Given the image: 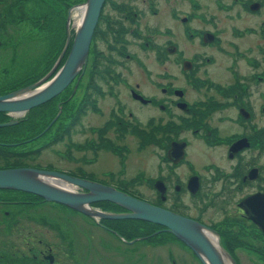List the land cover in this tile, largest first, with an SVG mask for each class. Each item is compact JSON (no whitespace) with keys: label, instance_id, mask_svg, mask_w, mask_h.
Instances as JSON below:
<instances>
[{"label":"flooded vegetation","instance_id":"af4514ba","mask_svg":"<svg viewBox=\"0 0 264 264\" xmlns=\"http://www.w3.org/2000/svg\"><path fill=\"white\" fill-rule=\"evenodd\" d=\"M184 1H187L188 6L182 4ZM201 1L104 0L91 37L83 71L76 75L60 94L34 108V111L39 112L46 108L43 116L51 114L46 127L49 126L47 131L53 129V133L32 153L37 156L42 149L48 147L47 145H53L66 139L69 144L64 145V150L66 146L68 157L58 150L54 153L56 156L57 154L64 156L63 161L67 163H71L70 160H72L78 161L79 164L73 165L70 169L59 168L53 160L43 164L39 162L24 164L40 169L65 172L99 183L103 182L102 184L113 186L124 192L125 190H138L135 185L141 181L140 179L118 178L119 173L122 172L121 169H124L121 156L129 150L120 139L137 137L145 144L148 143L147 141L154 140L152 128L160 127L164 134H168L167 138L161 141L164 143L161 161L167 174L160 173L155 177L143 174L146 178L144 181H150L149 184L154 193L152 198L160 195L157 190L159 180L163 183L165 192L163 198L159 196V199H162L159 200L158 206L168 210L171 208V211L216 231L221 239L228 241L225 248L230 255L233 254V258L235 253H233L232 246L235 242L245 251L264 255V199H255L256 196L261 197V194H264V90L261 89L264 85V0H210L218 12L224 13L223 18L243 21L241 26L233 25L232 27H240V29L235 28V33L246 38L244 47L237 41L231 43L228 56L230 62L225 67L228 81L223 84L215 83L208 88V83H213V77L210 74L200 73L199 75L198 73L204 66L215 63L214 56L204 55L200 51H195L190 56L185 55L184 49H181L174 40L177 36L173 30L175 27L178 28L186 36L187 41L190 44H196L198 48H211L220 43V27L192 26V23H195L203 13ZM161 10L167 11L168 19L172 21L171 25L158 27L156 23L149 24L148 21L142 23L144 16H158ZM212 15L208 17L210 26L218 20H223L217 16V13ZM230 30L232 31L231 28ZM73 34L72 27L71 40ZM251 36L254 37L251 38ZM135 49L153 52V61L162 66H160L162 71L155 73L158 74L157 76H152L151 70L143 66L145 56L141 58ZM254 49L256 54L250 55L248 52ZM67 53L65 52L62 57L63 61ZM246 56L248 60L241 61ZM133 62L142 67V72L135 73L131 70L130 64ZM176 69H178L177 72H175ZM148 73L152 77L148 76ZM42 76L39 75V78ZM206 88L210 89V92ZM254 90L260 102L257 110L255 109L256 99L250 95V92ZM139 111H157L163 116L151 114L143 119L138 114ZM214 113L218 114L215 120L212 119ZM5 115L8 120L9 115ZM91 117L97 118L98 123H91ZM43 121L41 117L38 120L41 125ZM219 124H224V127H219ZM8 127L11 126L0 127V132L3 131L2 128ZM56 127L62 128L59 133ZM185 127L190 128V131L185 130ZM75 128H79V132L82 133L84 137L82 142L73 143L70 133L75 131ZM63 131V135H59ZM188 132L193 138L199 139L208 150L215 151L217 147H224L225 153H221L218 159L214 158L212 162L203 163L197 167L191 154L190 139L192 138L185 135ZM0 144L7 145L8 143L0 141ZM179 145L183 146L182 156H180L181 147ZM73 149L81 151L82 158L72 156L70 153ZM27 152L24 151L21 154ZM59 158L61 157H57L58 160ZM259 159L263 161L260 162ZM235 160V164L232 165ZM220 161L229 162L230 169L221 168L218 165ZM181 169H187L184 179L179 175ZM207 174L209 178L206 177ZM192 178L198 181V188L194 193L188 187ZM206 178L210 182L222 180L225 188L223 192H219L221 197L213 196L208 202L204 200V203H198L195 197L199 195V192L209 198L207 194L210 191L205 189ZM194 183L196 184L194 181L190 183L192 188H194ZM209 190L214 191L215 189ZM21 192L14 193L24 194ZM184 194L190 199L189 203L184 202ZM4 201L19 203L18 205L22 207L45 208L48 206L61 213L83 214L85 219H90L89 215L42 198L38 200L19 198ZM4 201L2 200V203ZM101 202L102 210L112 208L114 211H106H125L113 205L112 202L111 204L107 201V204L104 201ZM103 202L106 205L103 206ZM148 202L154 204V202ZM93 204L91 203L95 206ZM213 206L221 211L225 210L224 216L218 221L213 218V221H209L200 214L192 215L189 212L192 207L196 210L195 212L202 213ZM6 211V218H2L1 222L6 224V227L15 222L24 224L20 227L27 230L23 233L27 241L22 244L23 247L17 248L21 249L19 254L11 249L13 245H10L8 249V251H13V254L0 252L2 263L56 264L59 261L58 258L62 256L56 248L51 247V239L43 238L38 232L35 233V237H32L31 234L35 228L32 225L26 226L35 218L31 215L9 216V211ZM39 219L46 230H52L50 234L64 238L65 234L61 232L59 225L55 222V224L48 222L44 216H39ZM94 220V226L98 225L122 243L132 244L140 241L136 237L130 238L131 233L126 230L131 227L133 231L132 226H135V223L131 221L109 220V218ZM114 227L123 231L124 235L122 233L120 235ZM159 227L160 225L156 227L155 232L159 231L158 233L164 234H159L162 235V239H171L172 243L175 241L174 246L181 251L185 259V251L196 257L194 251L184 245L185 243L178 238L173 239L171 237V235L175 237L173 234ZM85 231L83 234L88 238L89 233ZM164 231L170 238L164 237ZM10 234L14 233L10 232ZM132 240L135 241L129 242ZM87 241L93 243L89 238ZM102 243L105 247L111 246L107 240H103ZM160 243L156 247L161 246ZM25 245L27 249L23 250ZM87 246L88 243L85 241L84 248L87 249ZM114 248L118 251L116 247ZM68 255L70 258L73 256L72 253ZM176 258L175 253L171 251L167 256V261L177 264ZM234 259L237 262L236 256ZM76 261L77 259L72 264ZM155 261L157 262L158 259ZM93 264L97 262L93 261ZM116 264H120V256Z\"/></svg>","mask_w":264,"mask_h":264},{"label":"rangeland","instance_id":"374dc122","mask_svg":"<svg viewBox=\"0 0 264 264\" xmlns=\"http://www.w3.org/2000/svg\"><path fill=\"white\" fill-rule=\"evenodd\" d=\"M66 1H68L67 5L64 3ZM85 1L86 0H0V91L5 92L4 87L9 86L10 84H16L18 88H20L30 83H33L38 80L39 75H45L51 69L52 65L54 64L55 60L57 59L65 45L67 34L66 20L68 10L71 7L73 8L77 4L84 3ZM201 2L203 13H201V16L198 17L195 23H192V26L206 28L220 27V43L217 44L215 47L211 48H198L196 44H190L187 41L186 36L183 35L178 28L173 27V30L174 32H176L177 36V38L174 40L181 49H184L185 55L190 56L195 51H200L204 55L212 54L214 56L215 63L204 66L198 73L199 75L200 73L204 75L210 74L211 77H213V83H208V88L212 87V85H214L215 83L223 84L228 81L226 77L228 73L225 72V67H227L226 65L230 62V58L228 56L229 50L231 48V43L232 41H237L244 47V40L246 37H240L239 34L235 33V28L240 29V27H232L233 25L241 26L240 24H243V21H231L227 18L225 19L223 18L224 13L218 12L212 1L202 0ZM182 4L188 6L187 1H184V3ZM55 9L56 11L53 12ZM77 9L79 8L72 9V19L71 23H69V27H76L77 25L80 15ZM3 13H5L6 15ZM11 13H14L15 18L18 14L23 16L27 15V17L23 19L20 18L21 21L19 22V19L17 20V18L15 19L16 21L13 23H8L6 19L5 22L4 17L6 18L7 14ZM213 13H217V16L223 20H218L214 22V25L212 24L210 26V24L208 23L210 22V20H208V17L211 16ZM63 16L64 21L62 22ZM212 16L215 17L216 15ZM76 19L78 20L76 21ZM147 21L149 24L156 23L158 27H165L166 25H171L172 23V21L168 19L167 11L165 10H161L158 16H144L142 23ZM230 28L232 29V31L230 30ZM62 35H64V38L62 37ZM253 37L254 36H251V38ZM69 46L70 45H68L65 52H68ZM135 50L138 55H141V58L142 56H145V58L143 59V66L145 68L148 67V69L151 70L152 76H157L158 74L155 73L162 71V66L156 64L153 61V52L145 50L141 51L138 49ZM250 52H248L250 55L256 54L255 49ZM247 60L248 57L246 56L241 61ZM62 62L63 59L59 62L57 68L61 66ZM130 67L131 70L135 73L142 72V67L136 62L131 63ZM177 71L178 69H176L175 72ZM148 76L152 77L150 74ZM138 77L139 74L137 75V78ZM20 81L22 82L19 83ZM27 82L30 83L24 85V83ZM215 87L217 86L215 85ZM262 87H264V85ZM262 87L261 89L264 90V88ZM207 91L210 92V89H207ZM256 94V90L250 92V95L254 96V98L256 99L255 109L257 110L258 103L260 104V102L259 99L257 100ZM29 111L26 112L23 116L16 117L18 119V122L16 124L10 125L11 127L2 129L3 131L0 132V141L8 143L9 139H11L12 142L10 143L17 142L13 144L14 146H2L4 147V149H7L5 150L6 152L11 151L12 156L10 157V160H12V162L18 161L25 164L37 162L43 164L53 160L56 162V166H59V168L61 169H70V167H72L73 165L77 166V164H79L78 161L70 160L71 163L63 161L65 158L64 156L68 154L66 153V146L64 150V145H66V143L69 144L66 139L56 144L54 143L53 145H47L48 147L46 146V149H42V152H40L37 156L32 153L36 147H38L39 145H43V143H45L50 138L53 133V129L47 131L49 126L46 127V125L51 119V114L49 116H43L45 115L44 112H46V108L41 110L40 112L37 110H33V112L30 113L28 119L26 120ZM156 112L139 111L138 114H140L143 119H145L146 116H149L151 114L163 116V114ZM216 116H218V114L214 113L212 115V119L215 120ZM10 117L11 116H9L8 119H10ZM40 117L42 118V120H44L42 125L38 122ZM90 122L93 124L98 123V119L95 117H91ZM218 126L223 128L224 124H219ZM61 129V127H56L57 133H59ZM184 129L189 130L190 128L185 127ZM152 132H154V136L152 137L154 140H146L148 143L145 144L143 143V140L141 141L137 137L120 139L121 143H124L129 148V150L125 151V153H123V155L121 156V164H124V169H121L122 172L119 173L120 176L118 178L140 179L141 181L138 182L135 187L140 190L141 193L146 197H153L154 193L152 191V187L149 184L150 181H144V179H146L145 176L155 177L160 173H164L165 175L167 174L165 172V169L163 168L161 161V155L163 154L164 149V143H162L161 141L167 138L168 134H164L161 131L160 127L152 128ZM61 133L62 134L59 135H63L64 131ZM42 134L45 136H43ZM70 134L73 143L82 142L84 139L82 133L79 132V128H75V131L71 132ZM185 135H189V137L192 138L190 139L192 143L191 154L194 163L197 167H200L203 163L212 162L214 158L218 159L221 153H225L224 147H217V150L215 151L208 150L199 139H195L190 136L189 132ZM55 150H58L60 153H63L64 156L60 154H57L58 156H56V154L54 153ZM24 151L28 152L26 154H21ZM70 154L75 158L79 159L83 156V153L81 151H76L75 149H73V152H71ZM57 157L61 158H59L58 160ZM259 161L262 162L263 160L259 159ZM220 162H218V165H220L221 168L225 170L230 169L229 162ZM235 162L236 160L232 162V165H234ZM186 170L187 169L179 170V175L180 177H182V179L186 177ZM208 175L209 174H207L206 177L209 178ZM208 178H206L205 180V189L210 191L207 194L209 198L204 197L203 194L199 192V195L195 197V200H198V203H204V200L208 202L212 199L213 196L219 198L221 197V194L219 192L224 191L225 185H223L224 183L222 180H213L210 182ZM209 189L215 190L211 191ZM75 190L79 191V189L77 188H75ZM19 198H21L20 195L14 192L0 191V252L12 253L13 251H15L17 254H19V251H21V249L18 250L17 248L23 247L22 244L27 241L25 235L23 234L27 230L21 229L20 227L24 226V224H22L21 222H15L13 225L9 224V227H6L7 225L1 222L2 218H6L5 211L8 210L9 216L13 215L16 217H24L26 215H31L35 218V220H33L32 222L27 223L26 226L32 225L36 229H33V232L31 234L32 237H35V233L38 232L42 235L43 238L45 237L46 239H51V247L56 248L62 256L58 258L59 261L56 264H72L76 259L77 261L75 264H93V261L97 262V264H116L119 259V256L120 264H171L167 261V256L168 254H170L171 251L175 253L177 257V264H202V262H200V260L198 259L197 255L195 257L193 254L187 251H185L184 253V255L186 256L185 259L181 251L173 245L175 241L174 243H171V241L168 239H162V236L159 234H157V236H154L158 232H154L152 230L149 232L148 230L151 229L150 226H147L148 229L145 226L146 223H149L147 221L145 223L144 220H139L140 222H137L138 225L132 226L133 231L131 227L126 228V230L131 233L132 238L145 237L149 235V233H151L149 237H153L152 241L150 240V238H146L140 241H136L137 243L135 242V244L122 243L120 240H116L115 238H113L106 230L99 228L98 225L94 226L93 222L95 220L92 218L87 220L84 218L83 214H76L78 215L76 216L70 215L68 213L58 212V210L51 209L48 206H46L45 208H33L25 206L22 207L18 205L19 203H6L8 201H4ZM183 199L184 202H190V199L185 194L183 195ZM2 200L4 201V203H2ZM93 207L98 210H101L103 208L99 205L98 207ZM106 210L114 211L112 208H107L102 211ZM207 210L206 212L199 213L195 212L196 210L192 207V209L190 208L189 212L192 215L200 214L204 219L209 221H213V219L218 221L225 214V210L221 211L218 208L216 209L215 206ZM39 216H44L46 217L48 222H55L57 225H59L61 232H64L65 234L64 238H58L57 236L50 234L49 232H51L52 230H46L41 225L42 222L39 219ZM141 224L147 229V234L146 229ZM117 227L114 228L118 231V233L120 235H124V232L121 230L119 231ZM142 228H144L145 231ZM139 229L144 231L145 234L143 235V233H141L140 235L139 231L141 230ZM84 231L85 233H89L88 238L93 243H89L87 241L88 238L84 236ZM10 232H13L14 234L11 235ZM6 233H8V235ZM155 237L157 239H160L159 242H161V246L156 247L159 242H155L157 240L155 239ZM147 239L150 240V242ZM103 240H107L108 244L110 242L111 246L107 245L105 247L102 243ZM85 241L88 243L87 249L84 248ZM218 242H221L224 248L228 244V241L221 239V237L220 239H218ZM148 243L150 245H147ZM10 245H13V247L11 248L13 251H8ZM114 247H116L118 251ZM26 249L27 247L25 245L23 250ZM232 249L233 253H235L234 257L236 256L237 258V264H264V255L255 254L251 251H245V249L240 247L236 242L233 244ZM70 253L73 254L71 258L68 255ZM157 259L158 261L156 262L155 260ZM0 264L12 263H2V261L0 260Z\"/></svg>","mask_w":264,"mask_h":264},{"label":"water","instance_id":"95a60500","mask_svg":"<svg viewBox=\"0 0 264 264\" xmlns=\"http://www.w3.org/2000/svg\"><path fill=\"white\" fill-rule=\"evenodd\" d=\"M103 2L104 0H86L84 3L73 7L79 8V11L81 9L82 12H79V20L77 19L78 22L72 40L69 23L73 8L71 7L68 10L65 45L51 69L35 82L0 95V113L11 116L8 121L0 123V127L16 124L18 122L16 117L23 116L30 109L60 94L74 77L83 71L91 37L98 22ZM68 45L70 46L65 60L57 68ZM179 146L181 147L180 156H182L183 146ZM60 181H65L70 188L59 186ZM191 181L196 182L194 188L190 186ZM188 187L193 193L196 192L198 188L196 178L189 181ZM0 189L34 194L43 200L53 201L89 215L96 221L100 218L148 221L163 226L166 231L180 239L192 250L194 249L202 264H237L221 242H218L219 235L216 231L193 219L151 204L110 185L61 171L19 166L0 168ZM157 189L163 198L164 186L162 182L159 181ZM255 199H264V194H261V197L256 196ZM99 201L112 202L125 211H100L91 205V203ZM204 257L207 259L206 261Z\"/></svg>","mask_w":264,"mask_h":264},{"label":"trees","instance_id":"16d2710c","mask_svg":"<svg viewBox=\"0 0 264 264\" xmlns=\"http://www.w3.org/2000/svg\"><path fill=\"white\" fill-rule=\"evenodd\" d=\"M14 3V2H13ZM66 5L68 4V1H66V2H64ZM11 5V4H10ZM56 11V9L53 11V12H55ZM3 14H5V13H3ZM6 15V14H5ZM27 17V15H25V16H23V15H20V14H18L17 15V20H18V22L19 21H21L20 20V18L21 19H23V18H26ZM15 18V15H14V13H11V14H7V16H6V18L4 17V21H5V19H6V21L8 22V23H13V22H15L16 19ZM5 21V22H6ZM47 21V20H46ZM64 21V16L62 17V22ZM45 22V21H44ZM44 25H45V23H44ZM62 37L64 38V35H62ZM25 79V78H24ZM23 81V80H22ZM22 81H20L19 83H21ZM32 81H34V80H32ZM32 81H30V82H32ZM30 82H27V83H24V85L25 84H28V83H30ZM5 88V92H8V91H11V90H14V89H17L18 88V86L16 85V84H10L9 86H6V87H4ZM5 92H2V91H0V94H2V93H5ZM33 110H34V108H32L30 111H29V114H28V116L26 117V120L28 119V117H29V115H30V113H32L33 112ZM4 114V115H3ZM7 118H6V115H5V113H2V114H0V121H2V120H6ZM2 129H4V128H2ZM10 142H12L11 141V139H9V141H8V144L7 145H1L0 144V148H2V149H0V168H7V167H19V166H25V164L24 163H22V162H18V161H13L12 162V160H10V156L12 155L11 154V151L10 152H6L5 150H7V149H4V147L6 146H14V145H9V144H11ZM2 146H4V147H2ZM0 191H6V192H17L18 193V191H13V190H0ZM21 192V191H20ZM125 192H126V190H125ZM21 193H24V194H21L20 195V197H21V199H31V200H38V199H40V197L39 198H37L38 196H34L33 194H30V193H26V192H21ZM126 193H128V194H131L132 196L134 195L135 197H138V198H141V199H145V200H148V201H151V202H154L155 204H159V196L158 197H155V198H150V197H146V196H144L140 191H138V190H134V191H127ZM143 197V198H142ZM145 197V198H144ZM159 199V200H158ZM122 221H131V220H122ZM133 221V223H137V222H140L139 220L137 221L136 220V222H135V220H132ZM146 223V222H145ZM148 224V226L150 225V227H151V229H152V231L154 230L155 231V228H156V226L157 225H154V224H151V223H147ZM137 225V224H136ZM135 225V226H136ZM152 225V226H151ZM154 226V227H153ZM130 238H132L131 236H130ZM137 239H142L143 237H136ZM146 238H148V237H145V238H143V239H146ZM150 238H152V237H150Z\"/></svg>","mask_w":264,"mask_h":264},{"label":"bare ground","instance_id":"6f19581e","mask_svg":"<svg viewBox=\"0 0 264 264\" xmlns=\"http://www.w3.org/2000/svg\"><path fill=\"white\" fill-rule=\"evenodd\" d=\"M78 11H79V9H78ZM79 12H82V10L80 9ZM76 21H77V19H76ZM79 175H80V174H79ZM75 176H76V175H75ZM82 176H83V175H82ZM103 176H104V175H103ZM77 177H79V176H77ZM84 177H85V176H84ZM86 178H87V177H86ZM106 178H107V177H106ZM109 180H111V179H109ZM156 180H157V179H156ZM98 181H99V180H98ZM111 181H112V180H111ZM115 181H116V180H115ZM120 181H121V180H120ZM159 181H160V180H159ZM151 182H152V181H151ZM98 183H99V182H98ZM102 183H103V182H102ZM154 183H155V181H154ZM127 184H128V183H127ZM152 184H153V183H152ZM67 185L69 186V184H67L65 181H60V185H59V186H61V187H63V188H70V187H68ZM114 185H115V184H114ZM155 185H156V184H155ZM122 186H123V185H122ZM125 186H126V185H125ZM127 188H128V187H127ZM122 189H123V188H122ZM119 190H120V189H119ZM157 190H158V189H157ZM139 191H140V190H139ZM126 192H127V191H126ZM140 192H141V191H140ZM164 192H165V191H164ZM130 195H131V194H130ZM34 196H37V195H34ZM133 196H134V195H133ZM144 196H145V195H144ZM159 196H160V195H159ZM165 196H166V195H165ZM37 198H39V197H37ZM142 198H143V197H142ZM144 198H145V197H144ZM40 199H41V198H40ZM161 199H162V198H161ZM161 199H160V200H161ZM158 200H159V199H158ZM100 202H101V201H100ZM100 202H99V205L101 206V203H102V202H101V203H100ZM104 202L106 203V201H104ZM104 202H103V204H102L103 206L107 204V203L105 204ZM107 202H109V201H107ZM109 203H110V202H109ZM170 203H171V201L169 202V205H170ZM92 204H93V203H92ZM97 204H98V203L96 202V203H94L93 205L96 206ZM110 204H111V203H110ZM154 204H155V203H154ZM113 205H115V204L113 203ZM157 205H158V204H157ZM161 205H162V204H161ZM166 205H167V203H166ZM97 206H98V205H97ZM117 206H118V205H117ZM117 206H116V207H117ZM173 206H174V205H173ZM66 207H67V206H66ZM73 210H74V209H73ZM122 210H123V209H122ZM122 210H121V211H122ZM170 210H171V208H170ZM75 211H76V210H75ZM100 211H102V209H101ZM185 215H186V214H185ZM87 216H88V215H87ZM90 218H91V217H90ZM102 219H103V218H102ZM109 220H110V219H109ZM113 220H114V219H113ZM117 220H118V219H117ZM121 220H123V219H121ZM121 220H120V221H121ZM124 220H125V219H124ZM127 220H128V219H127ZM137 221H138V220H137ZM131 222H133L132 219H131ZM135 222H136V219H135ZM144 222H146V221H144ZM147 222H148V221H147ZM141 223H142V222H141ZM136 224H137V223H136ZM136 224H135V225H136ZM137 225H138V224H137ZM141 225H142V224H141ZM139 226H140V225H139ZM142 226H143V225H142ZM145 226H146V227L148 226L147 223H146ZM149 226H150V225H149ZM151 226H152V225H151ZM158 226H159V225H158ZM158 226H156V227H158ZM143 227H144V226H143ZM153 227H154V226H153ZM160 227H163V226H160ZM160 227H159V228H160ZM134 228H135V227H134ZM144 228H145V227H144ZM144 228H142V229H144ZM150 228H151V227H150ZM163 228H164V227H163ZM145 229H146V228H145ZM145 229H144V231H145ZM147 229H148V227H147ZM147 229H146V234H147L148 231L150 232V231L152 230V229H150V230L147 231ZM155 229H156V228H155ZM139 230H141V229H139ZM157 230H159V229H157ZM161 230H163V229H161ZM144 231H142V230L139 231V232H140V235H141V233H143V235H144V234H145ZM153 231H154V230H153ZM134 232H135V230H134ZM154 232H155V231H154ZM158 232H159V231H158ZM162 232H163V231H162ZM164 232H165V236H164V237H167V236L169 237V235H166L167 232H166V231H164ZM136 233H138V232H136ZM152 233H153V232H152ZM169 233H170V232H169ZM134 234H135V233H134ZM149 234H151V233H149ZM158 234H162V233H158ZM136 235H138V234H136ZM153 235H154V234H153ZM153 235H152V236H153ZM162 235H164V234H162ZM162 235H161V236H162ZM154 236H157V234L154 235ZM146 237H147V236H146ZM171 237H172L173 239L176 238V237H173L172 235H171ZM140 238H141V237H140ZM148 238H149V237H148ZM152 238H153V237H152ZM152 238H150L151 241H152ZM161 238H162V237H161ZM169 238H170V237H169ZM142 239H143V238H142ZM142 239H140V240H142ZM155 239H157V238L155 237ZM176 239H177V238H176ZM176 239H175V240H176ZM213 239H214V238H213ZM147 240H148V239H147ZM150 240H148V241L150 242ZM170 240H171V239H170ZM179 240H180V239H179ZM138 241H139V240H138ZM145 241H146V240H145ZM159 241H160V239H157L155 242L158 243ZM153 242H154V241H153ZM120 243H121V242H120ZM136 243H137V242H136ZM142 243H143V241H142ZM142 243H141V244H142ZM157 243H156V244H157ZM171 243H172V242H171ZM173 243H174V242H173ZM134 244H135V242H134ZM154 244H155V243H154ZM126 245H127V244H126ZM147 245H150V244L148 243ZM173 245H174V244H173ZM176 245H177V244H176ZM184 245H186V244H184ZM152 246H153V244H152ZM181 249H182V248H181ZM225 249H226V248H225ZM193 250H194V249H193ZM193 250H192V251H193ZM230 251H231V250H230ZM194 252H195L194 254L197 255L198 259L200 260V257L198 256V254L196 253L195 250H194ZM232 255H233V254H232ZM234 258H235V257H234ZM204 260L206 261L207 259L204 257ZM200 262H201V260H200Z\"/></svg>","mask_w":264,"mask_h":264}]
</instances>
